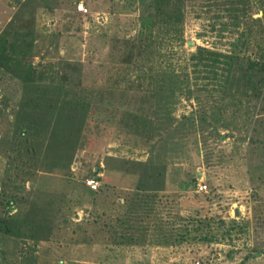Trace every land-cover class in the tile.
<instances>
[{
    "label": "rangeland",
    "instance_id": "1",
    "mask_svg": "<svg viewBox=\"0 0 264 264\" xmlns=\"http://www.w3.org/2000/svg\"><path fill=\"white\" fill-rule=\"evenodd\" d=\"M174 1L147 61L153 0H0V38L89 105L54 131V87L0 66V264H264V0ZM167 66L181 90L144 98Z\"/></svg>",
    "mask_w": 264,
    "mask_h": 264
},
{
    "label": "trees",
    "instance_id": "2",
    "mask_svg": "<svg viewBox=\"0 0 264 264\" xmlns=\"http://www.w3.org/2000/svg\"><path fill=\"white\" fill-rule=\"evenodd\" d=\"M172 1L174 0H153L155 13L152 16L144 17L142 19V30L138 37L139 42L134 47L139 49L140 53L142 52L146 54L144 59L147 61L149 58L148 51L151 49V46H153V42L150 41V38H153L154 29H157V27L159 29L163 23L167 26L172 23H179L182 19L181 11L178 8L173 9L170 7ZM10 39L11 40H8L7 36L5 38H0V66L13 76L18 77L25 85L51 84L55 89L54 97H52V105L50 106L51 109L49 110L50 115L54 118L51 122L52 129L57 132L61 131L64 134L67 132L66 134L70 136L79 134L82 131L85 116L89 110V105L86 101L87 98L80 97L73 100L70 99L69 96L68 98L67 96H64L62 99H59L60 97L56 92L61 91L63 86L57 84L55 81L54 71H49V66L44 67L46 70H39L38 68L27 64L28 54L32 50L31 41L34 39L32 33H13L12 38L10 37ZM159 52L160 51L157 53ZM198 54V64H203L204 67L212 68L214 66L210 64L217 62L218 58L222 56L218 53L208 51L207 49H200ZM226 58L230 59V57ZM129 62L130 60L127 61V63ZM227 64L228 66H231V61L229 60ZM143 67L144 65L141 63V68ZM261 69L264 71L263 64ZM227 70L230 71V67H228ZM151 73H153V71H151ZM154 75L156 76H151L149 80L150 82L148 81V85H154L153 92L151 94L149 93L150 95H143L145 96L144 98L152 97L154 101L161 103L166 100V98H174L176 91L181 90L180 85L183 83L170 66H167L165 69ZM144 76L146 75L144 74L143 77ZM143 77L138 80H140V83L145 84V80H142ZM227 80L228 77L224 80L223 88L220 89V92L225 91V87L228 83ZM64 92L66 93V91ZM0 225L5 226L7 231L10 230L2 221H0ZM122 236L121 239L129 243L132 241L131 239H134V237H132L133 235H129L128 237L124 235Z\"/></svg>",
    "mask_w": 264,
    "mask_h": 264
},
{
    "label": "built area",
    "instance_id": "3",
    "mask_svg": "<svg viewBox=\"0 0 264 264\" xmlns=\"http://www.w3.org/2000/svg\"><path fill=\"white\" fill-rule=\"evenodd\" d=\"M78 10H79V11H84V12L86 11V9H84L83 5H81V4L78 6ZM88 184H89V186H91L94 190H96L97 187L99 186V182L94 181V180L89 181ZM198 189H199L200 191H205V190L207 189V186H206V185H201V184L199 183V184H198ZM197 264H199V263H197Z\"/></svg>",
    "mask_w": 264,
    "mask_h": 264
}]
</instances>
